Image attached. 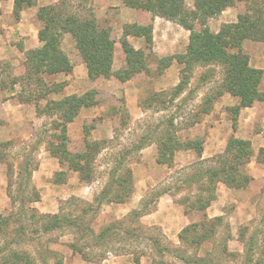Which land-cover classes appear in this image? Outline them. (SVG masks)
Listing matches in <instances>:
<instances>
[{
  "label": "rangeland",
  "instance_id": "rangeland-1",
  "mask_svg": "<svg viewBox=\"0 0 264 264\" xmlns=\"http://www.w3.org/2000/svg\"><path fill=\"white\" fill-rule=\"evenodd\" d=\"M184 1L187 8L194 7L195 0ZM15 3L0 0V262L15 260L11 254L16 252L17 261L32 264H264V180L229 188L209 179L208 170L219 165L217 156L226 146L213 150L205 142L209 135H219L218 140L224 135L221 123L214 121L225 116L227 127L236 123L235 110L221 97L229 94L222 89L223 67L199 62L182 73L184 65L173 58L177 68L164 79L155 67L162 57L152 53L150 44L146 69L124 81L100 75L88 86L81 82L82 68L75 74L48 73L47 61L38 57L42 47L25 52L30 61L18 54L22 41L13 27L25 14L31 20L37 14L32 9L23 14L25 5ZM101 4L105 6L102 0H57L43 6H52L51 14L60 20L94 16L114 42L121 41L118 10L110 8L99 17ZM244 8L243 1L226 7L208 19V28L217 32L222 24L236 22ZM135 16L145 25L152 19L140 10ZM37 19L33 27L48 38L58 35L59 50L72 68L84 62L76 46L75 52L68 43L63 46L64 34H71L68 25L60 22L54 29ZM25 20L26 28H32ZM167 31L179 39L176 28ZM242 51L262 62L264 39L245 37ZM120 52L119 68L122 46ZM258 89L264 90V75ZM72 94L86 95L91 104L68 121L61 111L47 110L52 101ZM169 135L181 144L202 141L201 155L177 149L169 162L159 163L158 146ZM84 153L91 157H81ZM252 158L253 152L242 172L247 173ZM198 173L202 178L191 180ZM119 184H128L127 190ZM34 196L39 199L31 202ZM161 196L167 197L159 205ZM56 213L75 223L44 231L37 215ZM111 225L115 227L105 237H98ZM71 243L81 253L73 252Z\"/></svg>",
  "mask_w": 264,
  "mask_h": 264
},
{
  "label": "trees",
  "instance_id": "trees-1",
  "mask_svg": "<svg viewBox=\"0 0 264 264\" xmlns=\"http://www.w3.org/2000/svg\"><path fill=\"white\" fill-rule=\"evenodd\" d=\"M121 1L125 6L140 10L151 16V18L153 15L159 16L189 30V40L185 52L160 58L158 69L170 65L173 58L178 63L184 65V68L181 70L182 73L185 70H189L195 63H217L224 69V76L222 78L224 84L222 85V89L238 98V105L232 106L235 110V115L242 106H251L255 101H264V90L258 89L264 75V68L252 67L249 64L248 55L242 51V43L245 37L254 36L264 39V0H195L192 9L186 7L184 0ZM238 1H243L245 8L237 15V21L222 24L217 32L211 31L207 26L208 19L218 15L226 7L233 6ZM21 3L26 7L34 5L36 0H21L20 2L16 0L15 4L19 7ZM52 9V6H40L37 16L46 22V26L54 29H57L56 25L60 22L68 25V31L75 39L76 48L80 54H83L84 62L88 65V77L91 80L103 75L105 77L114 76L124 81L131 78L137 72H141L142 69H146V66H148L145 63V49H135L129 44L125 35L143 36L149 46L152 40L151 22L146 25L134 22L124 26V36L120 42L125 53L126 67L114 71L112 70L114 39L111 38L109 31L105 27L99 26L94 16L82 19L73 14L65 18L62 17L63 19L60 20L61 17L59 15L55 17V14H51ZM197 24L200 25V28L195 27ZM38 38L42 42L40 46L42 48L37 50L42 56L38 57H42L47 61V65L50 67L48 73L70 72L72 67L68 64L69 62L65 55L59 50L58 35H51L48 38L46 33L39 30ZM28 52L31 53L32 50ZM50 52L52 53L51 55H49ZM26 57L30 61V56L27 53ZM165 60L167 62L161 65ZM181 78L175 87L177 89L176 94L180 91L184 82L183 75ZM17 82L18 80L15 78L13 85ZM2 85L0 84V89H3ZM223 90H220L219 94L223 93ZM89 104H91V101H89L86 95L72 94L52 101L51 105L48 104L47 110L55 109L59 112L61 111L65 116V120L68 121L76 115L81 106ZM36 108H38L37 105ZM61 129L65 135L66 124H62ZM202 143L200 140H188L183 144L176 143L173 137L169 135L158 146V162H169L174 155V151L177 149H195L196 153L201 155ZM223 152L224 154L217 156V158L220 157L218 161L219 165L208 170L210 182H221L229 188L246 186L250 182L251 177L248 173L241 171V165L246 162L252 152L250 141L230 136L226 141ZM81 157H91V154L88 156L87 153H84ZM256 158L258 162L264 163V147L259 148ZM202 176V173H198L191 180H200ZM120 187L125 192L128 184L124 186L120 185ZM129 188L131 189L130 185ZM104 194H107V192H104ZM38 199L39 196H34L30 201L33 202ZM116 201L120 202L122 198ZM30 217L35 218L36 215L31 214ZM37 218L38 221H42V229L44 231L69 227L75 223V220L70 216L65 217L58 213L41 214L37 215ZM3 223V220H0V229H2ZM111 226L102 230L98 237H105L109 229L115 227V225ZM70 247L73 252L81 253L75 243H71ZM12 255L15 256V260L5 258L0 264H32L27 259L25 261H17L20 255L16 252H13L11 257H13ZM197 264L203 263L198 262Z\"/></svg>",
  "mask_w": 264,
  "mask_h": 264
},
{
  "label": "crops",
  "instance_id": "crops-1",
  "mask_svg": "<svg viewBox=\"0 0 264 264\" xmlns=\"http://www.w3.org/2000/svg\"><path fill=\"white\" fill-rule=\"evenodd\" d=\"M55 1L57 0H36V3L34 5L23 7L22 13L24 14L26 12L28 15V11L32 9L33 15H35L37 14V11L40 6L46 5L48 3L50 4ZM102 1L105 2V6L101 4L100 8L97 9V10H100V14L98 16L99 17L106 16L107 15L106 10L110 8L111 9L116 8L118 10V15L121 17L120 18L121 28L119 32L120 37L124 36V33H123L124 24L134 23V22L139 23V24L142 23V22H139L140 20L137 19L135 16L136 11L138 10L132 7L125 6L121 0H102ZM11 10H13V8L9 9L8 12H12ZM25 15L13 27L14 31H18L17 33L18 35H20V39L22 41L20 47L15 46L17 48L18 54L22 56L25 55V52L31 49L40 47L42 45V42L38 38L39 30L35 26L33 27V24H34L33 22L35 20H38L37 15H36V18L35 16H32V20L26 17ZM25 19H27L28 22L29 21L32 22V28L31 26L29 27V29L26 28L27 24H26ZM151 24H152L151 51L152 53H154V55L158 57H164V56H170L176 53L185 52V49H186V46L189 40V30L183 28L182 26H180L179 24L175 22L166 20L165 18L155 16V15H153L151 19ZM169 28L170 29L176 28L179 31L180 33L179 39L177 38L173 39V36L171 35V33L167 31ZM125 37L127 41L129 42V44L132 45L135 49H146V46L148 47V43L146 42L143 36H136V35L128 34V35H125ZM118 39H120L119 36H118ZM62 42H63V46L65 43H68V48L72 50V52L73 51L75 52V46H76L75 39L72 37L71 34H67V33L64 34V38ZM120 46H121L120 40L117 42H114V55H113V61H112V70L121 69L123 68V65L126 64V58L124 56V60H122L120 68L115 65L118 60V55L121 53ZM121 55L123 54L121 53ZM263 59L264 58H262V62H261V59L257 58V56L256 58L251 56L249 59L250 61L249 64L252 67L264 68ZM155 67L156 69H158V64H155ZM81 68L84 70V73H85V77L82 79L81 82H85L86 85L89 86L90 83L92 82L90 81L91 79H89L88 77V65L85 62H80L74 65L72 68V73L75 74L76 71ZM176 68H177V65L175 64V62L174 63L171 62L170 65L163 67L159 70L163 72L162 75L164 76V79H167V77L172 72H174ZM71 81L76 82V77L75 78L72 77ZM128 82L129 81L124 82L123 85H126ZM221 97L225 99L223 102L225 105L233 106L235 104H238L237 98L232 96L231 94L223 93ZM19 106H21V104H19ZM213 120H214V116H213ZM216 122L217 123L220 122L221 125L223 126L222 129L224 130V135H223V132L222 134L220 133V140H218L219 135H215V134L209 135L210 137H207V141H205L206 143L209 142V147L213 150L220 151L221 147L224 148L225 142L230 136H235L237 138L249 140L251 149L253 152V158H252L253 160L250 163H248V165L246 166V172L251 177V180L248 184H250L251 181L253 182L254 180L255 181L264 180V163L258 162L256 158L259 148L264 147V101L254 102L251 106L240 107L238 110V113L236 114L235 128L227 127L229 121H227V118L225 116L224 117L220 116L218 120L214 121V123ZM212 126L213 128H215L216 124H213ZM215 142L217 143L216 145L213 144ZM228 190L230 189L228 188ZM218 196L220 195L218 194ZM165 197L167 196L159 197L158 204L160 203V201H164Z\"/></svg>",
  "mask_w": 264,
  "mask_h": 264
}]
</instances>
